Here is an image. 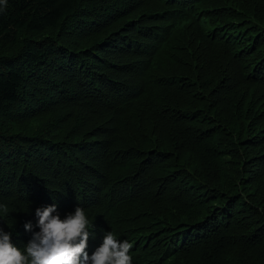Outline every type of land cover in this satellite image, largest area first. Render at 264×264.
Instances as JSON below:
<instances>
[{
    "label": "trees",
    "instance_id": "1",
    "mask_svg": "<svg viewBox=\"0 0 264 264\" xmlns=\"http://www.w3.org/2000/svg\"><path fill=\"white\" fill-rule=\"evenodd\" d=\"M53 203L89 255L264 264V0H8L0 228Z\"/></svg>",
    "mask_w": 264,
    "mask_h": 264
},
{
    "label": "clouds",
    "instance_id": "2",
    "mask_svg": "<svg viewBox=\"0 0 264 264\" xmlns=\"http://www.w3.org/2000/svg\"><path fill=\"white\" fill-rule=\"evenodd\" d=\"M7 3L0 0V13ZM35 216L39 231L32 233L23 249L12 242L11 232L0 228V264H132V243L118 239L112 230L104 234L102 243L89 255L87 247L94 225L81 206L62 219L53 203L36 208ZM32 227L30 221L24 225L26 231Z\"/></svg>",
    "mask_w": 264,
    "mask_h": 264
}]
</instances>
